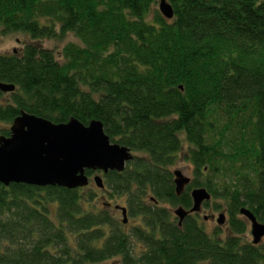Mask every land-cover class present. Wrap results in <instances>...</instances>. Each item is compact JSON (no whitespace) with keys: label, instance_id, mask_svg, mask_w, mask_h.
Returning a JSON list of instances; mask_svg holds the SVG:
<instances>
[{"label":"trees","instance_id":"1","mask_svg":"<svg viewBox=\"0 0 264 264\" xmlns=\"http://www.w3.org/2000/svg\"><path fill=\"white\" fill-rule=\"evenodd\" d=\"M165 1L171 20L160 0H0V37L29 38L0 55V83L15 86L0 92V137L21 112L99 121L138 154L102 190L0 184V264H264L239 214L264 225V0ZM68 35L79 44L57 55L38 44ZM182 139L193 177L177 197ZM199 188L224 209V234L167 209L189 211Z\"/></svg>","mask_w":264,"mask_h":264},{"label":"water","instance_id":"2","mask_svg":"<svg viewBox=\"0 0 264 264\" xmlns=\"http://www.w3.org/2000/svg\"><path fill=\"white\" fill-rule=\"evenodd\" d=\"M158 10L165 20L173 18L169 3L160 0ZM15 86L0 83L1 93H13ZM133 159L125 146L110 143L99 121H91L87 126L76 119L64 124H53L45 119L21 112L10 128L8 137H0V184H23L33 187H59L67 190L85 188L89 184L86 172L121 173ZM176 196L179 197L190 184V179L178 170L172 172ZM95 186L102 190L103 178L94 176ZM192 207L189 211L178 207L173 216L178 226L185 217L199 214L204 203L211 200L203 188L190 192ZM123 223H126V209L118 208ZM239 214L250 225L252 245L260 244L264 238V225L260 224L247 209ZM207 218L203 217V221ZM225 215L219 214L216 224L224 225Z\"/></svg>","mask_w":264,"mask_h":264},{"label":"rangeland","instance_id":"3","mask_svg":"<svg viewBox=\"0 0 264 264\" xmlns=\"http://www.w3.org/2000/svg\"><path fill=\"white\" fill-rule=\"evenodd\" d=\"M157 8V6H156ZM29 42V38L24 35V34H20V33H11V34H7L5 36L0 37V55H11V54H19L23 48V46L25 45V43ZM67 43H74V44H79V41L73 37L72 35H68L65 36L62 40H43V41H39V45L42 46L44 49H48L51 50L55 53V55H57L62 48L67 44ZM5 102L3 99L0 98V103ZM183 140V139H182ZM186 142L183 140V151H182V155L178 158V160L176 161V164L171 168V172L173 171H180L182 173V175L186 178L191 179L193 176V167L191 165V163L189 162V160L186 157ZM133 156L138 155L137 153L131 152ZM94 176H99L100 178H103V174L102 173H94L92 172V174L90 176H88L89 178V184L87 187L93 188V189H98L93 180ZM102 194H100L99 196L101 197ZM102 202H106L108 201L107 197L105 198H101ZM110 205L113 208L114 206H123L122 203H113L112 201H110ZM167 209L169 211H171V213L173 214V212L176 210L175 208H171L169 206H166ZM223 213L225 215V219L227 218L224 209L221 208L217 211H214L213 209V203L210 202L208 204V207L201 209L200 211V220H202L203 217H206L207 220L203 221L204 222V229L207 233H211L213 232V230H215L216 228L220 229L221 233L224 234L227 230L226 225H222L219 226L216 224V219L217 216ZM115 216L117 218L118 221L122 220L121 214L119 211L115 212ZM246 223V234L244 235V239L251 243L252 242V238L250 235V225L248 222ZM126 226H130L132 225V221L126 216ZM264 242V238L261 240L260 243Z\"/></svg>","mask_w":264,"mask_h":264},{"label":"flooded vegetation","instance_id":"4","mask_svg":"<svg viewBox=\"0 0 264 264\" xmlns=\"http://www.w3.org/2000/svg\"><path fill=\"white\" fill-rule=\"evenodd\" d=\"M132 154V153H131ZM178 220V219H177Z\"/></svg>","mask_w":264,"mask_h":264}]
</instances>
